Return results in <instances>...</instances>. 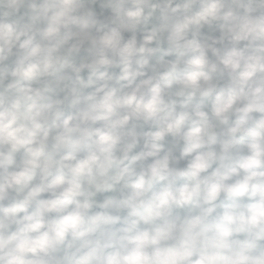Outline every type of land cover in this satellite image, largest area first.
I'll use <instances>...</instances> for the list:
<instances>
[{"label": "clouds", "instance_id": "9594fccd", "mask_svg": "<svg viewBox=\"0 0 264 264\" xmlns=\"http://www.w3.org/2000/svg\"><path fill=\"white\" fill-rule=\"evenodd\" d=\"M0 264H264V0H0Z\"/></svg>", "mask_w": 264, "mask_h": 264}]
</instances>
